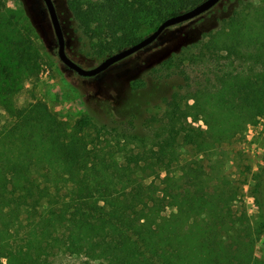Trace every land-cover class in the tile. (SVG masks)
I'll list each match as a JSON object with an SVG mask.
<instances>
[{"label":"trees","instance_id":"16d2710c","mask_svg":"<svg viewBox=\"0 0 264 264\" xmlns=\"http://www.w3.org/2000/svg\"><path fill=\"white\" fill-rule=\"evenodd\" d=\"M201 1L65 3L104 57ZM220 5L212 28L207 12L188 21L171 34L176 49L124 97L86 102L71 127L44 101L0 121V264L253 262L259 233L237 212L249 168L238 158L244 169L228 175L234 157L223 146L264 116V0ZM182 145L205 162L175 175ZM161 199L175 211L162 214Z\"/></svg>","mask_w":264,"mask_h":264},{"label":"rangeland","instance_id":"374dc122","mask_svg":"<svg viewBox=\"0 0 264 264\" xmlns=\"http://www.w3.org/2000/svg\"><path fill=\"white\" fill-rule=\"evenodd\" d=\"M225 1H219L207 11L206 24L209 28L214 25V13ZM53 2L63 29L66 53L74 62L91 68L108 56L99 57L91 49L88 39L72 20L65 0ZM187 22L167 28L147 47L85 79L59 59L57 40L43 0H0V121L12 116L16 108L25 103L44 101L62 123L71 127L87 113L86 102L94 106L108 98L116 100L124 97L130 81L145 75L142 71L176 49L178 38L173 39L171 34L182 30ZM154 29H148L142 37ZM193 125L204 127L201 120L193 122ZM130 146L127 144V147ZM223 149L234 157L226 164L228 175L237 178L244 169V166L236 168L238 158L249 168L248 173L241 176H247V183L243 187L237 212L239 214L245 209V220L259 233L251 264H264V116L250 125L240 140L224 143ZM178 150L179 160L171 164V173L175 175L181 173L180 167L186 161L205 162L204 155L194 148L182 145ZM258 179H261L260 192L258 186V191L255 189ZM158 205L162 214L175 211L164 199L159 200ZM78 261L63 258L58 259L57 264Z\"/></svg>","mask_w":264,"mask_h":264},{"label":"water","instance_id":"95a60500","mask_svg":"<svg viewBox=\"0 0 264 264\" xmlns=\"http://www.w3.org/2000/svg\"><path fill=\"white\" fill-rule=\"evenodd\" d=\"M219 1L221 0H202L187 10L170 15L162 20L151 33L142 37L137 42L106 56L94 67L84 68L74 62L66 53L65 37L53 0H43L57 40V54L59 59L65 66L82 77H94L100 74L115 63L153 43L167 28L198 17L214 7Z\"/></svg>","mask_w":264,"mask_h":264}]
</instances>
